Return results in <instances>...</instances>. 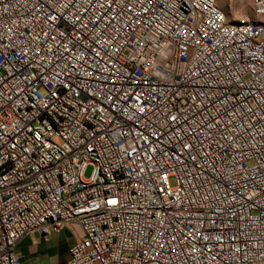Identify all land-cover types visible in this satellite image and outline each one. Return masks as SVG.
I'll return each mask as SVG.
<instances>
[{"label": "built area", "instance_id": "built-area-1", "mask_svg": "<svg viewBox=\"0 0 264 264\" xmlns=\"http://www.w3.org/2000/svg\"><path fill=\"white\" fill-rule=\"evenodd\" d=\"M66 223L61 264H264V0H0V264Z\"/></svg>", "mask_w": 264, "mask_h": 264}, {"label": "crops", "instance_id": "crops-1", "mask_svg": "<svg viewBox=\"0 0 264 264\" xmlns=\"http://www.w3.org/2000/svg\"><path fill=\"white\" fill-rule=\"evenodd\" d=\"M78 231L66 223L59 232H51L46 239L37 233L24 235L16 245L23 259L35 264H61L68 258V248L78 237Z\"/></svg>", "mask_w": 264, "mask_h": 264}, {"label": "rangeland", "instance_id": "rangeland-1", "mask_svg": "<svg viewBox=\"0 0 264 264\" xmlns=\"http://www.w3.org/2000/svg\"><path fill=\"white\" fill-rule=\"evenodd\" d=\"M216 2L231 19L239 20L251 14V0H216ZM91 170L92 164L89 163L85 167L84 174L89 175Z\"/></svg>", "mask_w": 264, "mask_h": 264}, {"label": "snow or ice", "instance_id": "snow-or-ice-1", "mask_svg": "<svg viewBox=\"0 0 264 264\" xmlns=\"http://www.w3.org/2000/svg\"><path fill=\"white\" fill-rule=\"evenodd\" d=\"M110 203H115V201H110Z\"/></svg>", "mask_w": 264, "mask_h": 264}]
</instances>
